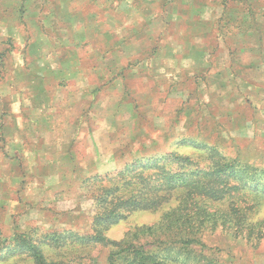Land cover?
<instances>
[{"label": "rangeland", "instance_id": "obj_1", "mask_svg": "<svg viewBox=\"0 0 264 264\" xmlns=\"http://www.w3.org/2000/svg\"><path fill=\"white\" fill-rule=\"evenodd\" d=\"M169 152L257 167L238 180L259 195L244 196L247 222L264 220V0H0V245L28 232L59 257L65 246L42 236L90 230L86 178ZM174 204L131 211L105 235ZM245 224L204 230L182 261L264 264ZM107 251L88 250L97 264Z\"/></svg>", "mask_w": 264, "mask_h": 264}, {"label": "trees", "instance_id": "obj_2", "mask_svg": "<svg viewBox=\"0 0 264 264\" xmlns=\"http://www.w3.org/2000/svg\"><path fill=\"white\" fill-rule=\"evenodd\" d=\"M248 168L258 169L222 154L211 155L210 162L200 166L189 155L169 152L153 155L142 164L132 161L114 174L93 175L83 181L94 206L89 231L43 234L48 245L65 246V252L56 258L43 253L42 240L28 232L16 233L12 239L3 240L0 259L25 253L31 257V264H97L88 250L101 246L108 249L105 264H186L182 256L188 258L192 252L188 245L200 243L199 235L220 222L224 227L231 225L237 233L246 223L244 235L257 243L264 238V220L247 222L251 206H244L248 203L244 196L259 195L244 190L249 183L245 181L240 187L238 180ZM172 200L175 204L156 224L137 227L118 240L105 235V229L129 212L156 210ZM213 207L216 209L211 210ZM206 258L199 253L201 264H210Z\"/></svg>", "mask_w": 264, "mask_h": 264}]
</instances>
